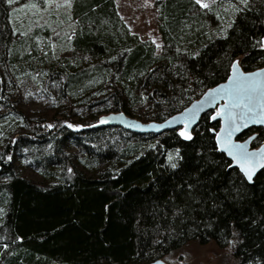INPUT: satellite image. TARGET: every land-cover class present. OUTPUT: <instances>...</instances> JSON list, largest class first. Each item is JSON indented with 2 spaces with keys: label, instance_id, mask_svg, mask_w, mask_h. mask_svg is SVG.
I'll list each match as a JSON object with an SVG mask.
<instances>
[{
  "label": "trees",
  "instance_id": "obj_1",
  "mask_svg": "<svg viewBox=\"0 0 264 264\" xmlns=\"http://www.w3.org/2000/svg\"><path fill=\"white\" fill-rule=\"evenodd\" d=\"M153 1L160 49L130 30L115 0H73L63 56L48 26L23 29L0 0V124L15 119L26 77L56 112L24 122L30 131L0 149V264H176L190 242L227 251L212 264H264V169L249 183L231 167L208 113L191 140L178 129L63 124L116 111L162 121L223 81L235 58L245 70L264 65V0H217L211 10ZM253 132L257 146L264 128ZM27 146L39 179L18 163Z\"/></svg>",
  "mask_w": 264,
  "mask_h": 264
},
{
  "label": "rangeland",
  "instance_id": "obj_2",
  "mask_svg": "<svg viewBox=\"0 0 264 264\" xmlns=\"http://www.w3.org/2000/svg\"><path fill=\"white\" fill-rule=\"evenodd\" d=\"M27 2L28 0H20L19 4L11 5V14L15 24H19V26L28 31L31 30V26L36 24L35 21L38 20V25L48 26L51 36L55 38L54 41L57 44L60 43L62 46H67V43L64 44V41L68 40L67 37L70 35L72 29V22L67 21L65 17L69 9L56 8L55 6L49 7L48 5L41 4V9L46 8L47 11H41L36 15L29 13L27 16L21 13L19 14L20 19L16 20L17 14L14 12V9L21 7ZM115 2L120 16L132 32L138 34L142 39L155 41L156 47L157 45L161 47L162 42L156 26V12L153 0H115ZM56 33L60 34L59 37H57ZM55 42L54 44H56ZM66 46L61 48L63 56L70 55V50ZM160 47H157V49H160ZM14 107L13 113L15 119L11 122L0 124V149L13 138H16L18 134L30 131L27 126L25 127L24 122H31V119L39 117L50 118L56 113L54 112V105L51 103V100L44 97V94L38 90L36 84L32 83L29 77L23 79L21 89L14 101ZM1 110L3 109L1 108ZM67 122L82 124L81 122L71 120H66L63 124ZM110 140H113V138L110 137ZM44 150L45 152L48 151V146ZM67 151L75 154L77 150L71 147ZM16 156L18 163L21 165L20 168L23 175L30 179H39L37 172L31 166V146L17 149ZM225 253L227 251H219L214 244L202 246L195 242H190L183 251L184 256L180 255L179 252L176 254L177 259L182 258L176 264H212L217 257L219 258Z\"/></svg>",
  "mask_w": 264,
  "mask_h": 264
},
{
  "label": "snow or ice",
  "instance_id": "obj_3",
  "mask_svg": "<svg viewBox=\"0 0 264 264\" xmlns=\"http://www.w3.org/2000/svg\"><path fill=\"white\" fill-rule=\"evenodd\" d=\"M8 5H16L20 3V0H6ZM73 0H28L27 3L23 4L21 7L14 9L17 14L15 19L19 20L21 13L27 14L31 13L36 15L41 11H47V9H41L40 5H48L49 7L55 6L56 8H67L72 7ZM196 5H199L202 9L211 10L212 5L217 3V0H194ZM240 4H243L247 8L249 0H239ZM236 12L243 11L244 9L235 8ZM71 19V17H69ZM39 24V21H35ZM62 23V22H60ZM232 25L229 24L228 27ZM19 30L14 29V33ZM26 35V33H21ZM59 37V33H56ZM68 40H71V35H69ZM155 43V41H153ZM261 48H264V39L258 42ZM160 47V45H157ZM232 76L229 77L230 87L221 85L218 89L211 90L208 95L215 101L216 93H223L226 98V103L223 108L218 110L212 119H217L218 117H224L226 120V127L221 131L224 133L221 135L217 133V142L221 145V150H226L229 156H232L236 164L240 167L241 171L245 175L246 179L251 182L253 176L259 169H264V150L261 152H248L245 144H233L231 137L234 132H238L242 127H248L250 123L254 124H264V82L257 79L258 77L264 76V70L256 73L244 74L239 69V61L234 62L231 65ZM239 109V113L234 111ZM187 122L184 124L183 130L180 131L179 135L185 140L193 139L191 135V125L195 121V115L193 110H188V115L186 116ZM242 121L243 124L238 123ZM106 121L101 120L100 123H105ZM52 127V125H48ZM69 127H72L69 125ZM250 139H254L250 138ZM11 159V157H9ZM169 159H173L171 156ZM173 168L176 164L171 165ZM3 214V209H0V215ZM160 264V262H157Z\"/></svg>",
  "mask_w": 264,
  "mask_h": 264
},
{
  "label": "water",
  "instance_id": "obj_4",
  "mask_svg": "<svg viewBox=\"0 0 264 264\" xmlns=\"http://www.w3.org/2000/svg\"><path fill=\"white\" fill-rule=\"evenodd\" d=\"M262 39H264V36ZM236 61H239V69L244 74L256 73V72H260L261 70H264V65L251 69V70H245L241 66L240 59L238 57L232 61L231 65ZM231 65H230L229 73L223 81H220L212 86H209L201 93L200 96L193 99L182 110L170 115L169 117H167L166 119L162 121H154V120L141 121L139 119L126 115L123 111H116V112H110L108 114L99 116L98 119L91 124H80V123H75V122H67L64 125L70 130L75 131V132H79V131H83V130L91 129L95 127L117 126L131 133L160 135V134H163L167 131L174 130V129H178L179 132L183 130L184 124L187 122L186 116L188 115V110L191 109L193 110V114L195 115V121L191 125V135L193 136L192 130L198 125L201 117L208 113L210 116V121L218 122L219 124L217 129H212V133L214 134V140H215L218 151L224 153L227 156V158L231 161L230 166L237 168L239 172L243 175V177L246 179L240 167L236 164L234 158L232 156H229L226 150H221V145H219L217 142V133H220L221 135L224 134L222 133L221 130L226 127L225 118L218 117L215 120L211 118L212 116L216 114L218 110L224 107L226 103V98L223 96V93H216L215 101L213 102L212 98L208 95V93L211 90L218 89L221 85L230 87L229 77L232 76ZM257 79L264 82V76L258 77ZM234 111L239 113V109H235ZM101 120H104L106 122L100 123ZM238 123L243 124L242 121H238ZM69 125H71L72 127H69ZM255 128H264V124L250 123L248 127L246 128L242 127L240 131L233 133L231 137L232 143L233 144H245L248 152H261V150H264V141H262L257 146H253L252 142L256 137V133L253 132V133L245 135L247 131L251 129H255ZM253 137L254 139H250ZM262 155H264V153H262ZM261 170L262 169H259L255 173L251 182H253L255 176ZM246 181L249 182L247 179ZM157 262H160V264H168L162 259H156L147 264H157Z\"/></svg>",
  "mask_w": 264,
  "mask_h": 264
}]
</instances>
